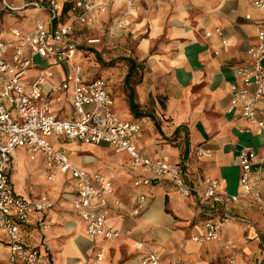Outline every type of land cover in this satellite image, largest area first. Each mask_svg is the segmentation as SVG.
<instances>
[{
  "label": "crops",
  "instance_id": "1",
  "mask_svg": "<svg viewBox=\"0 0 264 264\" xmlns=\"http://www.w3.org/2000/svg\"><path fill=\"white\" fill-rule=\"evenodd\" d=\"M43 1L0 0V38H10L12 27L27 31L39 19H47V10L36 5ZM60 1L63 20L72 21L69 37L76 43L74 62L81 64L83 79L105 80L115 112L140 125L141 153L183 165L192 175L215 177L220 190L241 196L212 207L201 203L197 195L182 196L166 178L135 186L136 178L149 173L134 166L127 153L115 151L106 142L84 143L54 134L48 141L63 148L75 166L99 172L112 183L120 204L113 197L105 198L106 224L130 234L94 241L70 210L75 192L72 177L47 166L44 153L31 159L26 147H17L6 171L14 194L24 199L47 195L55 202L49 209L17 220L20 242L35 248L42 264H92L100 246L101 264H141L144 251L139 242L155 249L165 264H228L230 251L223 243L190 239L210 215L221 222L222 238L236 244L237 264H264V202L242 196L238 161L240 150L264 149V128L249 123L237 111H227L229 87L240 81L236 68L249 61L255 25L264 21V8H256L249 0H134L135 12L119 28L116 23L124 4L116 0L88 27L71 17L72 0ZM4 2L8 7L4 8ZM89 38L98 41L89 44ZM69 71V61L36 56L24 79L28 88L43 77V94L56 118L76 116L70 90L55 89ZM255 114L264 122V99L256 105ZM198 148L206 155H197ZM19 152L27 161L18 159ZM259 189L264 198V172ZM137 193L145 195L146 207L133 217L128 209ZM41 220L48 225L47 231L40 227ZM8 256L7 236L2 232L0 263Z\"/></svg>",
  "mask_w": 264,
  "mask_h": 264
},
{
  "label": "built area",
  "instance_id": "2",
  "mask_svg": "<svg viewBox=\"0 0 264 264\" xmlns=\"http://www.w3.org/2000/svg\"><path fill=\"white\" fill-rule=\"evenodd\" d=\"M115 1L72 0L69 10L75 22L89 27ZM249 1L256 8H264V0ZM122 2L124 5L116 23L119 28L126 26L127 19L136 10L134 0ZM36 5L47 10V19H39L27 31L12 27L10 38H0V233L6 234L9 249L7 261L0 264H42L38 251L20 242L17 220L24 219L32 212L49 209L55 204L47 195L24 199L14 194L8 184L6 171L17 147H26L31 159L39 152L44 153L47 166H54L61 173H68L72 177L75 192L70 200V210L84 222V232L93 237L94 241H108L130 234L129 231L111 228L106 224L108 210L103 207L105 198L113 197L114 203L120 204L114 197L112 183L99 172L75 166L63 148L54 147L48 141L54 134L71 141L106 142L115 151L127 153L134 166L143 167L149 173V176L136 178L135 186L149 185L154 179L166 178L182 196L197 195L201 203L208 202L212 207L226 199L236 201L241 196L220 190L219 180L215 177L192 175L183 165L144 156L137 143L140 125L121 118L115 112L112 108L113 98L102 77L84 80L81 64L74 62L76 43L69 37L72 21L63 20L64 4L60 0H44ZM4 6L8 7L5 2ZM246 17L249 18V15ZM255 35V44L248 51L249 61L236 68L240 81L229 87L227 111H237L246 121L263 129L264 122L256 117L255 107L264 99V21L255 25ZM96 41L98 39L89 38L86 42L91 44ZM36 56L70 62L69 73L55 89L62 92L70 90L75 117L54 116L50 100L46 101L43 94V77L35 80L28 88L24 87V79ZM196 154L203 156L206 152L198 148ZM238 161L242 196L264 202L259 189L264 172V149L240 150ZM48 178L53 180L52 175ZM94 200L101 206H96ZM145 207V195L137 193L133 196V205L128 213L133 217L139 216ZM39 224L47 231L46 223L41 220ZM221 228V222L209 215L205 217L201 229L190 239L196 243H223L230 251L228 264H237V247L232 240L222 238ZM138 245L144 251L141 264H165L158 252L146 242H139ZM102 261L103 247L100 246L92 264H101Z\"/></svg>",
  "mask_w": 264,
  "mask_h": 264
},
{
  "label": "rangeland",
  "instance_id": "3",
  "mask_svg": "<svg viewBox=\"0 0 264 264\" xmlns=\"http://www.w3.org/2000/svg\"><path fill=\"white\" fill-rule=\"evenodd\" d=\"M105 61H108V60H105ZM18 159L22 160V161H27L26 160V157L24 156V154L22 152H19L18 154ZM31 166H34V165H37L35 162H29ZM91 167V166H90ZM236 245V244H235ZM225 247V245H224ZM226 248V247H225ZM227 249V248H226ZM237 255V254H236ZM229 257V255H228Z\"/></svg>",
  "mask_w": 264,
  "mask_h": 264
}]
</instances>
